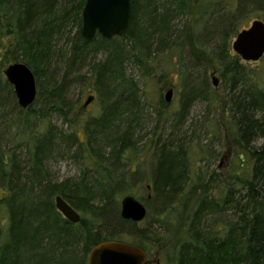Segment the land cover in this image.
Returning <instances> with one entry per match:
<instances>
[{
  "label": "trees",
  "instance_id": "trees-1",
  "mask_svg": "<svg viewBox=\"0 0 264 264\" xmlns=\"http://www.w3.org/2000/svg\"><path fill=\"white\" fill-rule=\"evenodd\" d=\"M86 1L73 0L60 7L58 0H0V125L12 116L7 120L17 123L19 135L26 137L25 144L20 143L14 150L0 148V209L4 211L0 212V264H88L90 252L97 245L107 241L128 243L123 239L133 235L137 224L124 220L118 205L133 184L140 182L142 187L144 183L151 187V197L146 202L157 201L163 212L178 210L177 204L187 201L192 191L195 194L184 218L187 240L176 255L178 264H264V147L259 151L252 147L259 137L264 138V118H256L264 107V66L253 68L260 62H244L231 51L226 56L228 60L215 56L232 92L228 137L244 149L243 155L248 153L254 160L253 165H246L240 156L238 168L242 171L233 178L247 189L242 197L244 204L237 207L241 216L233 224L220 226L222 221L216 217L231 211L236 202L233 192L220 197L202 194L200 189L208 190L209 172L202 164L209 150L193 142L186 145L185 139H174L180 134L190 103L200 97L197 85L188 88L194 78L188 74L181 80L185 90L182 106L174 114L169 116L152 106L155 126L141 148L144 138L140 133L145 121L149 123L150 114L144 88L127 72L130 63H138L145 72L156 71L150 62L168 44L172 22L187 12L189 0H177L174 9L167 7L162 13H157L152 2L139 6L133 0L124 36L107 40L97 35L90 42L81 37ZM249 4L264 9V0H240V7ZM227 16L218 17L212 26L206 25L207 35L226 34L235 25L232 16ZM73 25L78 29V41L70 51L68 72L60 83H50L47 88L42 84V71L50 67L56 38ZM89 53L103 54L83 82L94 87L99 111L86 119L83 115L77 117L76 124L70 125L71 133L56 129L49 125L51 114H59L66 122L69 114H75V105L64 99L69 71L85 61ZM17 62L33 71L40 90L36 103L27 110L18 105L13 88L1 74ZM55 74L52 69L51 78ZM200 83L201 95L210 98L207 80ZM161 104L165 109L169 106L163 99ZM11 105L14 110H9ZM37 105L41 106L38 110ZM36 122L46 125L43 132L36 130ZM81 131L86 136L84 141L78 136ZM208 136L215 137L212 133ZM21 151L28 158L27 171L18 167ZM143 153L150 158V178L140 175L139 157ZM53 154L80 159L85 164L82 175L60 184L50 180L46 162ZM134 165L136 172H132ZM57 196L88 219L70 223L56 209ZM209 218L214 220L211 225ZM142 232L135 235L139 242L128 244L148 254L150 248L141 241L145 237Z\"/></svg>",
  "mask_w": 264,
  "mask_h": 264
},
{
  "label": "rangeland",
  "instance_id": "rangeland-1",
  "mask_svg": "<svg viewBox=\"0 0 264 264\" xmlns=\"http://www.w3.org/2000/svg\"><path fill=\"white\" fill-rule=\"evenodd\" d=\"M72 1L58 0V5L60 7L70 5ZM136 1L139 6H145L148 2H152L157 13H162L167 7L174 9L177 4V0ZM228 2L232 4L231 7L226 6L229 4ZM249 5L240 7V0H189L187 12L172 22V30L167 38L168 44L150 62L156 71L153 70L154 73L145 72L138 63H130L127 66L128 75L139 82L141 88H144L145 100L147 101H145V106L148 108L147 111L150 114V117H148L149 123L147 124V121H145L143 124L144 129L140 133L144 138L141 148L148 142L147 140H149L155 126L156 116L151 113L152 106L171 116L182 106L185 90L181 86V80L189 74L194 79L192 84L191 82L189 83L188 88L192 85H197L198 91L201 93L203 87L200 81L207 80L212 95H209L210 98H206L200 93V97L190 103L188 116L183 122L184 125L180 129V134L176 135L174 139H185L184 143L186 145L193 142L192 144L209 150V153H206L205 156L203 155V158L206 159L202 164L206 166L204 171L209 172L206 178L208 180L206 186L208 190L200 189L202 194L209 193L211 196L220 197L223 194L228 195L231 191L233 192L232 196L236 201L232 204L233 209L231 208L230 212H224L216 217L222 221L219 224L220 226L233 224L241 216L237 207L240 203L244 204L242 197L247 194V189L245 184L237 183L233 178V174L242 171L241 168H238L242 162L240 156H243L246 165L249 162L253 165L254 160L251 159L248 153L243 155L244 149L236 146L228 137L232 120L229 111L232 92L229 84L225 82L224 77L221 75L222 68L220 62L216 61L215 56L222 55L228 60V57H226L228 51L237 56L232 49V43L237 33L242 29L249 28L258 19L264 21V9L256 4ZM230 9L231 12H229ZM227 15L232 16L231 18L235 21V25L230 27L226 34L218 35L212 33L209 34V37L207 31H205V26H212L218 17L224 18ZM77 31L78 29L75 25L69 26L66 29V34L56 38L54 42L55 49L50 57V67L42 71V84L45 87L48 88L50 83H60L68 72L67 62L69 61L72 47L78 41ZM225 49H227V53ZM102 59L103 54L101 53H89L85 61L77 64L69 71V84L66 86L67 95L64 96V99L75 105V114L71 113L68 115V122L64 121L59 114H51L49 125L71 133L70 125L76 124L77 117L83 115L86 119V117L98 113L99 105L96 101L92 102L88 107H84L88 97L95 95V91L92 84L88 85L83 82L89 79L94 64ZM259 62V66L253 65L252 67L262 68L264 66V58ZM52 69L56 70L53 78L50 75ZM212 73H215V77L218 80L217 87L213 85ZM1 74L4 77L3 79L7 81L4 70ZM170 89L174 90V96L172 103L168 104V108L165 109L161 104V100L163 99L166 103L165 96ZM85 90H89V93L85 92ZM38 91H40L39 88ZM7 100L12 102L9 96ZM40 107V105H37L35 109L38 110ZM8 108L9 110H14L13 105ZM17 112L15 110L14 114H17ZM21 117L25 118V114ZM8 118H12V116L7 117L4 120L5 122L3 121L0 125V148L2 150H14L20 143L24 145L26 141L25 136L21 137L19 135L18 124H12L10 120H7ZM256 118L258 120L264 118V107L256 113ZM11 124L12 126H10ZM36 124L38 126H36V130L38 129L40 132L45 130V124L41 126L39 122H36ZM209 133L214 134L215 137L209 139ZM78 136L81 141L86 139L82 131L78 133ZM174 139L172 138V140ZM252 147L257 151L261 150L264 147V138L259 137L253 142ZM69 154L73 153L69 152ZM139 160L142 162L140 175L143 173L147 178H150L148 167L150 163L149 155L143 153L139 157ZM18 163L19 169L25 170L29 166L28 158L22 151L18 155ZM46 167L50 180L58 184L67 179L79 178L83 170H85V164L80 159H75L71 155L69 157L68 155L62 156L59 154H53L51 159L46 162ZM137 170V165H134L132 172H136ZM262 188L264 189V183L262 184ZM129 195H133L147 206L148 215L144 221L137 224V229L133 235H128L123 240L128 243H132L133 241L139 242V238L137 239L135 235L138 234L137 236H139L140 231H143L141 234H144L145 237L141 241L150 248L148 257L151 259L152 264H178L176 255L180 246L187 240V228H185L184 218L191 208L192 199L195 196L194 192L190 193L189 198L183 204L175 206V209L179 211L171 212H169V209L164 212L161 211V207L157 201L150 202L149 204L146 202L150 195L147 183H144L143 187L141 182L133 184ZM122 199H120L118 205L119 212H121ZM0 212L3 213V209H0ZM79 213L82 218L88 219L81 212ZM211 218L216 219L214 216ZM213 222L214 220H210L209 218V224L211 225Z\"/></svg>",
  "mask_w": 264,
  "mask_h": 264
},
{
  "label": "water",
  "instance_id": "water-1",
  "mask_svg": "<svg viewBox=\"0 0 264 264\" xmlns=\"http://www.w3.org/2000/svg\"><path fill=\"white\" fill-rule=\"evenodd\" d=\"M133 0H87L82 13L81 37L90 42L97 35L107 40L124 36L130 25ZM232 49L244 62L256 63L264 58V22L254 21L247 29L240 31ZM5 78L14 88L18 105L27 110L34 106L38 98L37 79L33 71L22 62L10 64L4 70ZM214 87L218 86L215 73L211 74ZM174 90L170 89L165 101L171 104ZM91 96L84 107L94 102ZM151 191V187L148 186ZM264 192V189H263ZM151 196L149 195V198ZM56 209L72 224H79L82 216L62 196L55 198ZM147 206L133 195L121 201V217L124 220L141 223L147 218ZM88 264H152L147 253L141 248L123 242L107 241L94 247L89 255Z\"/></svg>",
  "mask_w": 264,
  "mask_h": 264
},
{
  "label": "flooded vegetation",
  "instance_id": "flooded-vegetation-1",
  "mask_svg": "<svg viewBox=\"0 0 264 264\" xmlns=\"http://www.w3.org/2000/svg\"><path fill=\"white\" fill-rule=\"evenodd\" d=\"M147 257H148V254H147ZM148 260L151 262V259L148 257Z\"/></svg>",
  "mask_w": 264,
  "mask_h": 264
}]
</instances>
